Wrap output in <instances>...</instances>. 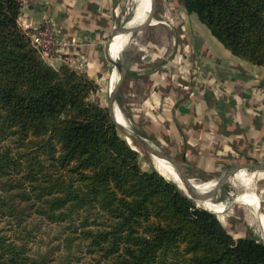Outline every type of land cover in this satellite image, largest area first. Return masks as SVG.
I'll return each mask as SVG.
<instances>
[{"label": "trees", "instance_id": "obj_1", "mask_svg": "<svg viewBox=\"0 0 264 264\" xmlns=\"http://www.w3.org/2000/svg\"><path fill=\"white\" fill-rule=\"evenodd\" d=\"M180 2L264 68V0ZM20 9L0 0V264H264L262 240L235 237L216 212L142 168L93 97L94 80L47 62ZM53 224L57 243L42 251L38 235Z\"/></svg>", "mask_w": 264, "mask_h": 264}, {"label": "crops", "instance_id": "obj_2", "mask_svg": "<svg viewBox=\"0 0 264 264\" xmlns=\"http://www.w3.org/2000/svg\"><path fill=\"white\" fill-rule=\"evenodd\" d=\"M169 1L173 26H164L156 5L152 23L129 31L135 26L130 25L135 5L129 13L134 0H28L21 5L19 23L32 30L49 18L54 35L65 42L49 63L86 73L98 86L96 94L108 89V103L118 81L113 80L114 60L124 56L119 88L126 91L121 100L115 94L119 107L129 111L121 109L124 118L127 123L141 118L149 128L145 132H159L197 172L194 179L199 172L222 171L223 177L233 166L264 161V68L234 55L180 0ZM162 26L184 34L180 48L185 53L168 48L170 39L158 34ZM117 32L135 42L114 57L111 40ZM152 138L159 141L156 134Z\"/></svg>", "mask_w": 264, "mask_h": 264}, {"label": "rangeland", "instance_id": "obj_3", "mask_svg": "<svg viewBox=\"0 0 264 264\" xmlns=\"http://www.w3.org/2000/svg\"><path fill=\"white\" fill-rule=\"evenodd\" d=\"M137 1L138 0H134V4L132 3V5L130 7V11H129L130 14L132 13L133 9L136 7ZM178 1L179 0H171V2H173V3H177ZM134 5H135V7H134ZM156 5L160 11V15H161L160 21H163L164 26L175 24L176 17L172 11V8L170 7V5H171L170 1L169 0H156ZM173 7H175V6L173 5ZM19 17H20V14H19ZM19 17H18V22L20 19ZM20 26L24 30H28V28H26V26H24L23 24ZM164 26L160 27V29H159L160 31L158 34H160L162 37L167 36L170 39V43L168 45V48L175 49L178 53H180V51L185 53L186 51L180 48V45H183V42H184V38H183L184 34L182 33V34L178 35L176 33L168 32V30L165 29ZM168 29H170V28L168 27ZM28 31H31V30H28ZM162 31H164V32H162ZM140 38H141V36L136 38V40H139ZM153 40H156L155 36L153 37ZM183 47H184V45H183ZM133 56H136V54H133ZM47 62H50V61H47ZM126 86H127V84H126ZM125 91H126V89L124 87H120L118 90L117 98H119L121 100V98H122L121 96H123L125 94ZM93 97L95 99L97 98L104 105L108 106L109 95H108V89L107 88L100 90V93L93 94ZM121 109L123 110V108H121ZM124 109H126V108L124 107ZM123 111H126V113L129 114V111L127 112V109L123 110ZM139 122L140 123L128 122V127H129L128 129L132 133H134L135 135L141 136L142 138L147 139L149 142L154 143L162 151L167 152V153H172L173 156L183 165L182 168L184 169V171L187 172V174L190 177H192L193 173H197V172H195L194 169L190 168L188 165H186L184 163V161L181 160V156L175 154L174 152H172L170 150V147H168L166 145V143H167L166 139L162 135H159V132H149V133L145 132L144 128L149 129L148 126L143 125L144 121H142L141 118L139 119ZM153 134L154 135L156 134V136H158L159 141L154 140L152 138L154 136ZM150 135H153V136H150ZM137 149L140 153V162H141V166L144 170H152L153 169V170L159 172L160 174H162L166 179L172 181L170 176H167L164 173L160 172V169L158 168L157 164L155 163L154 155L150 154L148 151L144 150L143 148H141L139 146H137ZM247 171L250 173L251 171H254V169H248ZM222 174H223L222 171L220 173H217V174L216 173L204 174L202 172H199L198 176H196L197 178H195V181L205 182V181L212 180V179H219ZM234 174H235V172L232 173L231 176H229L228 181H226L224 183L223 187L220 189V186H219L220 190L218 192L214 193L215 199H213L212 201L217 202V208L216 209L212 208V209L216 210V213H217L219 219L223 222L225 227L235 237L253 235V236H256L258 239H260L264 242V227H263L264 224L262 223V221L260 219L261 217L264 216V171H258L257 172V176L253 178L251 185H249V184L246 185L243 182L236 180L233 177ZM231 177L233 180L231 179ZM201 179H203V180H201ZM235 180L237 182H235ZM233 183H234V185H233ZM241 183H243L244 185ZM239 186L240 187L242 186L243 188L241 187V189H240ZM246 187H247V189H246ZM183 190L185 191V189H183ZM227 191H231L232 195L230 197H227V195H228ZM255 191H257V192H255ZM245 192H254L259 196V199H260L259 205H260L261 209L259 208L258 210H255L253 208V206L249 205V204H244L243 206L239 207L238 206L239 201L238 202H232V203L230 202V201H232L234 196L236 197V196L240 195L241 193H245ZM186 193L188 194V192H186ZM224 197H227V201L230 204H228V203L224 204V200L222 201V199H224ZM195 202H196V204L202 206L200 204V202H197V200H195ZM225 206H226V209L223 212H217ZM247 213H249L250 215L249 214L247 215ZM249 224H251V225H249ZM58 230H59V228L57 226H55L54 224L52 226L45 225L42 227V231H41V233H39L38 238H37V240L40 241V243L38 244V247H40L42 251L49 250L52 246H54V244L57 243L56 237L58 235ZM41 234H42V236H41ZM36 246L37 245L33 244L34 248H37Z\"/></svg>", "mask_w": 264, "mask_h": 264}, {"label": "bare ground", "instance_id": "obj_4", "mask_svg": "<svg viewBox=\"0 0 264 264\" xmlns=\"http://www.w3.org/2000/svg\"><path fill=\"white\" fill-rule=\"evenodd\" d=\"M150 4H151V0H138L137 6H136V11H135L132 23L130 25H132V26L135 25L136 26V24L139 25V23L141 24L142 22L145 21V19L147 17V14H148V11L150 9ZM132 42H135V40L134 41H130V39L128 38L127 35H124V34H121V33L117 32L113 36V38L111 40V53L113 54L114 57L115 56L117 57V55L120 53V51L123 49V47L127 46L128 44H131ZM123 59H124V56L118 57V59H116L117 60L116 62H117V64L119 66L121 65V61ZM111 76H112V74H111ZM117 79H118V74H114L113 75V80L116 81ZM115 105H116L115 106L116 118H117L118 122L120 124H122L123 126H125L126 128H129L127 120L124 118V116L122 114V111H121V108L119 107L118 103H115ZM128 141L134 146V148L137 149V146H135L131 142L130 139H128ZM154 159H155V163L157 164L158 168L160 169V172L164 173L167 176H170L172 181L175 182L180 188L185 189V190H190V186L188 185V183L178 174V172L173 168V166L169 162H167L164 159L155 157V156H154ZM240 169H242V170H240ZM256 176H257V174H256L255 170L251 171L249 173L246 168H238L236 170L235 174L233 175V177L236 180H239V181L243 182L246 185H248V184L251 185V182L253 181V178L256 177ZM231 179H232V177H231ZM201 180H203V179H201ZM236 180H235V182H237ZM195 182H197L198 188L200 190H202V191H204V192L209 194V198H210L209 200H207L205 202H200V204L202 206H205L206 208L211 209V210L216 209L217 208V202H213L212 200L215 199L214 193L218 192L224 185L222 183V177H220L219 179H212V180H208V181H205V182H198V181H195ZM243 183H241V184H243ZM233 185H234V183H233ZM219 186H220V189H219ZM241 187L239 186L240 189H241ZM246 189H247V187H246ZM255 192H257V191H255ZM227 194H228L227 197H230L232 195L231 191H227ZM227 197H225V199H224V204H226V203L230 204L227 201ZM238 201H239V205H238L239 207L243 206L244 204H249V205H252L254 209H259L260 208L259 196L256 193H254V192L241 193L240 195H238L236 197L234 196V198L230 202L232 203V202H238ZM226 206L223 207L221 210H219L217 212H223L226 209ZM212 208H214V209H212ZM214 211L216 212V210H214ZM248 214L249 213H247V215ZM260 219H261L262 223H264L263 217H261ZM249 225H251V224H249Z\"/></svg>", "mask_w": 264, "mask_h": 264}, {"label": "water", "instance_id": "obj_5", "mask_svg": "<svg viewBox=\"0 0 264 264\" xmlns=\"http://www.w3.org/2000/svg\"><path fill=\"white\" fill-rule=\"evenodd\" d=\"M156 10V0H151L150 9L148 11L147 17L144 22H142L140 25L134 26L131 29H128L129 31L132 30H138L139 28L146 26L147 24L152 23L154 12ZM115 63V73L118 74V81L116 84L110 88V100L108 103V108L110 110L111 116L113 121L118 126L119 130L122 132V134L125 136V138L130 139L131 142H133L136 146H139L143 148L144 150L148 151L150 154L154 155L155 157L161 158L169 162L173 168L178 172V174L188 183L190 186V190H185L188 192V195L192 197L194 200H197V202H205L209 200V194L200 190L198 188L197 182H195V179L193 177H190L186 171L182 168L181 164L174 158L172 155L162 151L160 148H158L153 143L149 142L147 139L142 138L141 136H137L134 133H132L128 128L120 124L116 118V112H115V94L118 91V88L122 82V79L125 75V70L122 69L121 66L117 64V62L114 60ZM130 143V142H129ZM238 168H246V169H254L255 171H264V161L260 162H250L243 164L241 166H233L227 172H225L224 176L222 177V183L224 184L229 176L236 172ZM197 206H200L197 204ZM203 208H206L205 206H201ZM210 211L215 212L214 210H211L209 208H206Z\"/></svg>", "mask_w": 264, "mask_h": 264}, {"label": "built area", "instance_id": "obj_6", "mask_svg": "<svg viewBox=\"0 0 264 264\" xmlns=\"http://www.w3.org/2000/svg\"><path fill=\"white\" fill-rule=\"evenodd\" d=\"M21 5L27 4L28 0H20ZM33 46L38 50L41 56L46 60L59 54L65 42L59 41L52 31L51 20L44 18L41 23L31 31L27 30ZM262 101L264 104V89L262 90Z\"/></svg>", "mask_w": 264, "mask_h": 264}]
</instances>
